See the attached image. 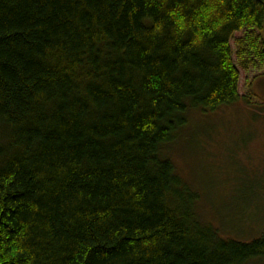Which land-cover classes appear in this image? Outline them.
<instances>
[{
    "label": "trees",
    "instance_id": "16d2710c",
    "mask_svg": "<svg viewBox=\"0 0 264 264\" xmlns=\"http://www.w3.org/2000/svg\"><path fill=\"white\" fill-rule=\"evenodd\" d=\"M263 28L264 0H0V264H264L164 150L241 101Z\"/></svg>",
    "mask_w": 264,
    "mask_h": 264
},
{
    "label": "rangeland",
    "instance_id": "374dc122",
    "mask_svg": "<svg viewBox=\"0 0 264 264\" xmlns=\"http://www.w3.org/2000/svg\"><path fill=\"white\" fill-rule=\"evenodd\" d=\"M261 36L264 28L245 29L231 39L241 101L219 114L190 113L185 128L164 148L180 174L200 189V215L227 239L249 241L264 234Z\"/></svg>",
    "mask_w": 264,
    "mask_h": 264
}]
</instances>
